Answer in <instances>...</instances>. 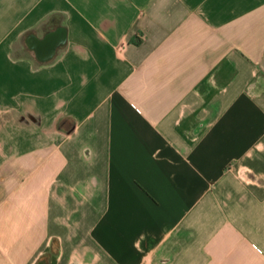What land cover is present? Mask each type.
<instances>
[{
	"label": "crops",
	"instance_id": "1",
	"mask_svg": "<svg viewBox=\"0 0 264 264\" xmlns=\"http://www.w3.org/2000/svg\"><path fill=\"white\" fill-rule=\"evenodd\" d=\"M0 264H264V0H0Z\"/></svg>",
	"mask_w": 264,
	"mask_h": 264
},
{
	"label": "trees",
	"instance_id": "2",
	"mask_svg": "<svg viewBox=\"0 0 264 264\" xmlns=\"http://www.w3.org/2000/svg\"><path fill=\"white\" fill-rule=\"evenodd\" d=\"M201 88H202V86H201Z\"/></svg>",
	"mask_w": 264,
	"mask_h": 264
}]
</instances>
